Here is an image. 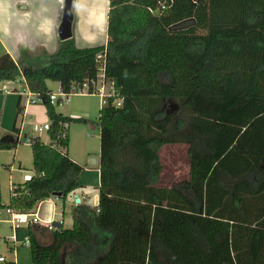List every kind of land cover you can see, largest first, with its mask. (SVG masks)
Returning a JSON list of instances; mask_svg holds the SVG:
<instances>
[{"label": "trees", "instance_id": "trees-1", "mask_svg": "<svg viewBox=\"0 0 264 264\" xmlns=\"http://www.w3.org/2000/svg\"><path fill=\"white\" fill-rule=\"evenodd\" d=\"M159 1L109 0L105 45L71 36L37 66L0 54V82L22 78L40 97L51 140L30 138L34 173L5 205L0 189V209L54 197L64 209L82 187L68 125L87 121L58 113L48 82L92 93L104 52L116 91L97 120L98 203L77 205L70 228L28 224L31 264H264V0H172L152 13ZM22 112L20 98L15 133ZM170 144L187 146L188 176L160 185Z\"/></svg>", "mask_w": 264, "mask_h": 264}, {"label": "crops", "instance_id": "crops-1", "mask_svg": "<svg viewBox=\"0 0 264 264\" xmlns=\"http://www.w3.org/2000/svg\"><path fill=\"white\" fill-rule=\"evenodd\" d=\"M108 6H109V0H73L72 1V9H74V14L72 10L73 22H72L71 31H72L74 43L78 48L96 47L106 44ZM63 7H64V0H0V54L6 52L15 61L18 60L21 57V55H24L25 59L31 62L34 66L46 62L44 55H50L54 53L60 41V38L58 36V27L60 25L62 18ZM17 81H19L20 84L22 85L19 86L18 83H16ZM48 86L51 89L52 93H56L60 89L58 83H56L57 91H54L52 89L49 82H48ZM24 89H27V87L24 81L22 80V78L14 81L0 82V98H1L0 137L6 135L7 133L10 134V132H8L5 126H2L3 128L1 127L2 115L4 110L7 111L8 116L11 115L13 118L12 120V131H13V127L15 125V120H16L17 105H18V101L21 98L23 104V112L20 121L17 123L19 127V131L18 133H16L17 136H15L16 134L12 135V132L11 135L15 139L19 138L24 141L23 143H27L25 140L30 139L32 137H39V139L41 140L42 130L38 131L36 129V125H42L48 122L50 123V121L46 115V109L40 97H38L36 94H33L31 92L30 94H24L23 93ZM72 94H77L79 96H86V97L97 96L95 94H88V93H72ZM77 102H78L77 104L74 103L72 105H67L63 109L60 107L59 110L56 109V111L58 113H61L63 116H67L74 119L78 118L79 116L80 117L90 116L92 113L91 109L93 106L91 101L89 100V102H82V103H80V101ZM100 108H101V104L99 98V106L97 108L98 112L100 111ZM97 116H99V113L97 114ZM26 117H28L29 120L28 123L32 124V127H29L30 130L27 131L24 128L25 127L24 120ZM45 131L48 135V130ZM41 141L43 142V140ZM68 141H69V125H68ZM68 148H67V154H68ZM15 149H17V146ZM69 158L74 162L78 163L79 165H81L83 168L80 174L81 179H79V182L82 185V187L78 189L75 193L69 195L65 201V205H66L67 202L70 201L73 202V199L74 201L76 198L79 200L78 203L73 202L71 211L69 210L70 211L69 214L70 213L72 214L73 209L77 205L85 204L89 206H96L98 203L97 187L99 185V156L98 158H95L96 159L95 164H92L91 162L87 164H83V160H80L81 158L79 157L77 158L76 156ZM91 159L92 158H89V160ZM87 161H88V157H87ZM87 165H92V167L89 168V170H87L88 169L86 167ZM13 169L14 167L11 166L10 172ZM19 169H21L20 165H19ZM91 174L94 175L96 181H98L97 186L94 189L89 188L90 187L89 184L91 183L86 179V175L88 176ZM32 175H33L32 173L23 175L22 178L23 182L29 179ZM22 183H17V184H22ZM12 184H15V182L12 181V179L10 178L9 181L10 191ZM91 194H92V199L88 201L91 197ZM49 199H46L38 203L36 207L32 210L33 212H36L40 221L51 222V223L53 221H58V222L61 221L60 226H64L65 223L70 222L72 225L71 216L70 215L65 216V210L61 208L62 209L61 213L56 212L57 203L58 202L62 203V202L59 199L57 200H55L54 198H49ZM2 204L5 205V203ZM25 227L26 225L23 224L19 228H22L21 230H23L25 233L26 232ZM8 250L13 251L11 245H9ZM0 254L3 255L1 251Z\"/></svg>", "mask_w": 264, "mask_h": 264}, {"label": "rangeland", "instance_id": "rangeland-1", "mask_svg": "<svg viewBox=\"0 0 264 264\" xmlns=\"http://www.w3.org/2000/svg\"><path fill=\"white\" fill-rule=\"evenodd\" d=\"M73 14H74V9ZM75 17V15H74ZM18 85L20 84L17 81ZM52 89L57 91L56 83L50 81L49 82ZM69 102L63 103L60 106H56L55 108L59 110L61 107L62 109L67 105L77 104V101L82 102H89L92 103V113L90 116H82L78 117L83 120H87L88 123L82 122H74L69 125V148H68V157L76 156L77 158H81L83 160V164L90 163L91 160L89 158H98L99 156V128L97 126L98 116V106H99V98L98 96L94 97H86V96H79L77 94H72L69 96ZM1 100V98H0ZM13 114V113H12ZM33 116V114H32ZM31 116V117H32ZM6 117V119H5ZM29 117V116H28ZM28 117L25 118V130H30L29 127H32V124L28 123ZM33 118V117H32ZM5 119V120H4ZM4 120V121H3ZM12 116L7 114V111L4 110L2 115V126H5L8 132H12V135L16 133L12 131ZM18 118V122H19ZM23 124V125H24ZM39 125H36L38 127ZM3 128V127H2ZM25 132V131H24ZM9 134V133H7ZM17 136V134L15 135ZM41 140L48 144L50 142L49 137L46 131L43 129L41 131ZM88 157V161H87ZM159 157L160 163L162 165V171L158 180V184L160 185H170L171 183L178 181L180 179H186L188 176L189 170V162H188V155H187V146L183 144H170L164 145L159 150ZM20 163V164H19ZM19 165L21 169H19ZM11 166L14 169L10 172ZM89 168L92 165L86 166ZM28 173H34L33 171V161H32V154L31 148L29 143H19L17 145V149L11 150H0V188L2 190V203L9 202L11 191L9 190V181L10 178L12 181L17 183L23 182V175ZM81 179V175H80ZM86 179L91 183L90 189H94L97 186L96 178L94 175H86ZM94 194V193H93ZM92 199L91 197L88 201ZM73 202L75 203L74 199ZM73 202H67L64 209L62 203H57L56 212L61 213L62 209L65 210V216L72 215L69 212L71 211V207L73 206ZM62 208V209H61ZM70 210V211H69ZM72 219V217H71ZM64 228H70L71 223L67 222L63 226ZM22 228H15L14 233L17 240V245L14 247L13 251L8 250L10 243L5 242L7 237L12 234L13 230L9 227V224L5 222H0V251L6 257L7 260L15 262V264H31V256L30 250L28 246L20 245L26 237V232L24 233Z\"/></svg>", "mask_w": 264, "mask_h": 264}, {"label": "built area", "instance_id": "built-area-1", "mask_svg": "<svg viewBox=\"0 0 264 264\" xmlns=\"http://www.w3.org/2000/svg\"><path fill=\"white\" fill-rule=\"evenodd\" d=\"M171 2H172V0L159 1L158 2V8L155 10H150V11L152 13H158V12L164 10ZM103 58H104V52L97 54V61H98V65H99V74H98L97 82L95 83L96 89L92 93H89L88 84H87V82H85L81 86H78V87L74 86L70 93H64L60 89L56 93L51 92L49 94L50 103L52 105H54L55 107L60 106L63 103L68 102L69 96L72 93H88V94H95V95L99 96L101 106L105 105L107 103L106 99L108 97H114L116 95V91L114 89L113 83L110 81H107L104 77V64H103L104 59ZM23 93L24 94H30V92L27 89H24ZM113 104L115 106H120L121 105V99L115 98L113 101ZM49 127H50V123L48 122V123H44L42 125H39L38 127H36V129L38 131H41L43 129L48 130ZM25 141L27 143H29L30 139H26ZM62 151L64 152V149H62ZM14 189H15L14 184H12L11 185V192L12 193H14ZM54 199L57 200L58 198L54 197ZM0 222H5V223L9 224V227L13 230L12 234L9 235L7 237V239L5 240V242L11 244V247L13 249L17 245V240H16L14 230H15V228H18L23 224L26 226L28 224H38V225H41V226L48 228V229H54L52 227L51 222L40 221L36 212L30 211L28 213H19V212H16L10 208L0 209ZM60 223H61V221H60ZM19 244L23 245V246H28L29 245L28 237H25L24 240ZM5 259H6L5 256L0 254V262L5 261Z\"/></svg>", "mask_w": 264, "mask_h": 264}, {"label": "water", "instance_id": "water-1", "mask_svg": "<svg viewBox=\"0 0 264 264\" xmlns=\"http://www.w3.org/2000/svg\"><path fill=\"white\" fill-rule=\"evenodd\" d=\"M71 7H72V0H64L62 18H61L60 25L58 27V36H59L60 40H65V39H68L72 36L71 28H72V22H73V14H72ZM0 141L13 142V141H15V138L11 134H6V135L0 137ZM91 163L95 164L96 159L92 158ZM75 202L78 203L79 200L76 198ZM52 227L54 229L59 228L60 222L53 221Z\"/></svg>", "mask_w": 264, "mask_h": 264}]
</instances>
